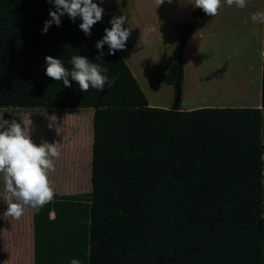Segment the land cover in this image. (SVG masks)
Listing matches in <instances>:
<instances>
[{
	"label": "trees",
	"instance_id": "trees-1",
	"mask_svg": "<svg viewBox=\"0 0 264 264\" xmlns=\"http://www.w3.org/2000/svg\"><path fill=\"white\" fill-rule=\"evenodd\" d=\"M48 0H0V107L91 108L90 190L32 212L33 264H264V23L260 106L154 107L101 21L51 19ZM204 12L175 24L177 53L156 77L182 82L183 48ZM46 55L107 69L113 85L82 92L45 74Z\"/></svg>",
	"mask_w": 264,
	"mask_h": 264
},
{
	"label": "crops",
	"instance_id": "crops-1",
	"mask_svg": "<svg viewBox=\"0 0 264 264\" xmlns=\"http://www.w3.org/2000/svg\"><path fill=\"white\" fill-rule=\"evenodd\" d=\"M93 2L104 9L101 20L104 28L111 27L110 20L113 17L120 15L127 17L124 27L129 28L130 36L125 49L118 51L144 92L148 104L172 108L175 88L171 84L158 81L156 77L169 69L176 54L175 24L186 21L196 8L190 0H171V3L164 0L159 6H156L155 0H93ZM122 7H126V12H121ZM261 11H264V0H247V6L243 9L228 6L224 0H221L217 15L209 16L205 13L202 15L190 31L183 48L181 86L187 81L191 84L189 80L191 66L197 67L203 58L204 50L213 48L215 41L227 49L237 48L241 62H234L235 65H232L231 58L225 56L224 59L217 60L216 65L211 63L208 67V72L211 74H207L204 81L206 87L204 96L199 97L197 94L196 100L190 105L185 104L184 108L180 99L179 109L213 106L211 104L214 102L227 103L231 107L260 106L263 23H253L250 17L253 13ZM146 27H153L156 30L149 34L148 43H143L141 37ZM196 79L199 84L202 83V76L197 73H195ZM161 90L165 91L166 98L159 96ZM181 93L183 95L182 91ZM91 116L92 112L89 116L90 122ZM89 156L91 157V148H89ZM0 197L1 205L8 203V199L5 198H9V194L3 189H0ZM0 209L3 215L4 210ZM22 225L23 223L3 219L0 221V236L15 237V246L18 245L15 248L17 251L14 259L17 264H33L32 215L31 225H28L29 229L23 240L20 236ZM12 229L14 232L9 231ZM8 243L9 241L6 245ZM2 246L0 242V255L4 248Z\"/></svg>",
	"mask_w": 264,
	"mask_h": 264
},
{
	"label": "clouds",
	"instance_id": "clouds-1",
	"mask_svg": "<svg viewBox=\"0 0 264 264\" xmlns=\"http://www.w3.org/2000/svg\"><path fill=\"white\" fill-rule=\"evenodd\" d=\"M54 5L55 11L49 9L51 19L44 22L43 33L55 23L61 24V16L67 14L69 19H81L79 28L86 34H91V28L102 20L104 9L93 0H48ZM171 3V0H168ZM195 8L201 9L206 15L215 16L221 6V0H190ZM228 6L243 9L247 0H224ZM156 6L164 0H155ZM253 23H264V11L253 13L250 17ZM247 23V21H244ZM127 17L120 15L110 20L111 27L104 29L102 39L95 47L103 55V47L108 46V53L115 55L123 50L130 36L129 28L124 27ZM156 29L146 27L143 30V43H148V36ZM45 74L54 81H62L65 87H71L69 77L75 81L82 92L90 88L102 91L106 85L111 86L115 78L110 79L105 73L107 69L90 62L85 56L73 55L69 61L71 70L66 68L61 59L46 55L44 57ZM7 126V127H5ZM51 126V125H50ZM57 128V132H59ZM60 156L58 143L35 144L30 138V130L16 121L9 123L3 120L0 124V175L3 177L4 190L9 194L7 208L3 215L19 219L24 214L25 207L39 212L54 199V189L48 179V173L55 171L53 158ZM70 264H81L80 260L72 258Z\"/></svg>",
	"mask_w": 264,
	"mask_h": 264
},
{
	"label": "rangeland",
	"instance_id": "rangeland-1",
	"mask_svg": "<svg viewBox=\"0 0 264 264\" xmlns=\"http://www.w3.org/2000/svg\"><path fill=\"white\" fill-rule=\"evenodd\" d=\"M121 12H126V7H122ZM175 40L177 44V38ZM177 46L178 45H176L175 50L176 53ZM213 46V48H206L204 50L203 58L196 68L191 66L189 74V80H191V84H189L187 81L182 84V86L180 85V99L182 100V108L186 106L185 104L190 105L191 102H194L197 98V94L199 97L204 96L206 90L204 81L207 74H211L208 72V67L211 63L216 65L217 60L220 61L221 59H224L225 56H229V58H231L232 65H235L234 62H241L240 52L237 48L233 47V49H227L218 41H215ZM195 73H197L199 76H202V83L199 84L198 79L195 80ZM181 91L183 92V95H181ZM159 93L160 97L165 96L166 98L165 91L161 90ZM159 101L162 102V100ZM219 103L222 102H214L211 105H213L212 107L228 106L227 103ZM91 112V108L64 109L53 107L24 108L7 106L0 107V124L3 123V120H6L9 123L16 121L22 126H27L30 130L31 140L33 143L38 145L41 143H58L60 156L58 158H53L55 171L48 173V179L56 194H77L88 192L90 190L89 148H91L90 144L92 140V127L89 116ZM57 128H59V132H57ZM262 142L264 143V110ZM0 189L4 190L2 175H0ZM1 200L2 198L0 197V202ZM0 206V208L5 211L7 208V202L4 205L0 204ZM32 212L33 209L30 207H25L24 214L19 219H13L11 217L2 215L0 209V221L6 219L9 220V222H19L20 224L23 223V227H21L22 235H20L22 239L23 237L25 238V234L31 225ZM9 231L14 232V229ZM14 238V236H11L10 238L1 237L0 242L4 248L1 251L2 256L0 255V264H17L14 258L15 252L17 251L15 248H17L16 246L18 244L15 246ZM8 241L9 243L6 245ZM18 249H20V247H18Z\"/></svg>",
	"mask_w": 264,
	"mask_h": 264
},
{
	"label": "water",
	"instance_id": "water-1",
	"mask_svg": "<svg viewBox=\"0 0 264 264\" xmlns=\"http://www.w3.org/2000/svg\"><path fill=\"white\" fill-rule=\"evenodd\" d=\"M180 103V86L178 83L175 84V95H174V102L172 105L173 109H179Z\"/></svg>",
	"mask_w": 264,
	"mask_h": 264
}]
</instances>
